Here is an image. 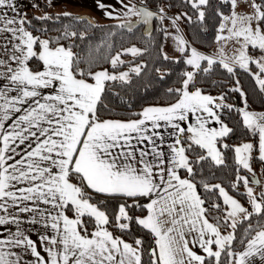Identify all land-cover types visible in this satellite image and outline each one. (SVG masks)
<instances>
[{
  "label": "snow or ice",
  "instance_id": "6c2138e0",
  "mask_svg": "<svg viewBox=\"0 0 264 264\" xmlns=\"http://www.w3.org/2000/svg\"><path fill=\"white\" fill-rule=\"evenodd\" d=\"M85 6L0 0V264H264V0Z\"/></svg>",
  "mask_w": 264,
  "mask_h": 264
},
{
  "label": "crops",
  "instance_id": "0c3cea01",
  "mask_svg": "<svg viewBox=\"0 0 264 264\" xmlns=\"http://www.w3.org/2000/svg\"><path fill=\"white\" fill-rule=\"evenodd\" d=\"M83 3L86 5L85 7H73L74 11H81V12H85V11H89L90 10V6L92 4V0H83ZM98 15V13H96Z\"/></svg>",
  "mask_w": 264,
  "mask_h": 264
}]
</instances>
